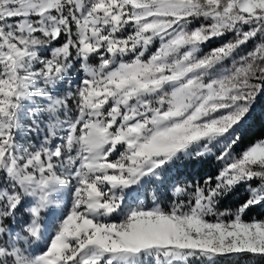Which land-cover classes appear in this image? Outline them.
Listing matches in <instances>:
<instances>
[{
    "label": "snow or ice",
    "instance_id": "1",
    "mask_svg": "<svg viewBox=\"0 0 264 264\" xmlns=\"http://www.w3.org/2000/svg\"><path fill=\"white\" fill-rule=\"evenodd\" d=\"M264 0H0V264H264Z\"/></svg>",
    "mask_w": 264,
    "mask_h": 264
},
{
    "label": "trees",
    "instance_id": "2",
    "mask_svg": "<svg viewBox=\"0 0 264 264\" xmlns=\"http://www.w3.org/2000/svg\"><path fill=\"white\" fill-rule=\"evenodd\" d=\"M264 132V104L258 105L252 117V124L249 129V138L259 136Z\"/></svg>",
    "mask_w": 264,
    "mask_h": 264
}]
</instances>
